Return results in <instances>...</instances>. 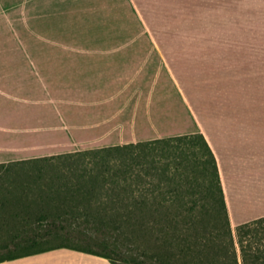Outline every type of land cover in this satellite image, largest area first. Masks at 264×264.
I'll list each match as a JSON object with an SVG mask.
<instances>
[{"label":"crops","instance_id":"0c3cea01","mask_svg":"<svg viewBox=\"0 0 264 264\" xmlns=\"http://www.w3.org/2000/svg\"><path fill=\"white\" fill-rule=\"evenodd\" d=\"M123 40L149 43L41 49L39 65L24 51L25 63H0V164L198 132L216 157L232 228L263 217L264 80L242 75L264 73V51L227 44L239 37ZM190 67L216 70L215 84H183L175 70ZM0 264L112 263L62 247Z\"/></svg>","mask_w":264,"mask_h":264},{"label":"rangeland","instance_id":"374dc122","mask_svg":"<svg viewBox=\"0 0 264 264\" xmlns=\"http://www.w3.org/2000/svg\"><path fill=\"white\" fill-rule=\"evenodd\" d=\"M143 33L239 37L242 40L227 44L264 51V0H0L1 64L8 59L23 64L19 55L27 51L32 56H27L26 63L39 65L41 49L139 48L149 42L123 39H136ZM7 50H15L17 56H3ZM175 72L183 84L196 80L213 85L219 75L209 68L202 72L193 67L187 72L177 68ZM242 76L264 80V73L259 72ZM97 155L0 167V255L19 250L30 240L48 247L59 245L63 238L82 246L116 241L114 248L120 254H134L115 227L85 218L97 210L115 212L119 208L96 209L95 197H91L93 204L82 202L85 189L69 191H75L81 182L89 184L90 170L99 171L96 167L101 166L94 163ZM104 193L102 199L107 203L115 191L107 188Z\"/></svg>","mask_w":264,"mask_h":264},{"label":"trees","instance_id":"16d2710c","mask_svg":"<svg viewBox=\"0 0 264 264\" xmlns=\"http://www.w3.org/2000/svg\"><path fill=\"white\" fill-rule=\"evenodd\" d=\"M85 154H99L94 162L101 165L96 167L99 171L90 170L89 184L81 182L82 186L69 191L81 193L85 189L82 202L93 204V196L96 209L119 208L115 212L97 210L85 218L115 227L134 254H120L114 248L116 241L82 246L63 238L59 245L48 247L30 240L25 247L0 255V262L64 247L105 257L112 264H264V216L237 225L234 234L216 157L203 134L169 136L20 163ZM107 188L115 194L106 203L102 197ZM186 193L191 196L187 198ZM91 244L101 250L92 249Z\"/></svg>","mask_w":264,"mask_h":264}]
</instances>
